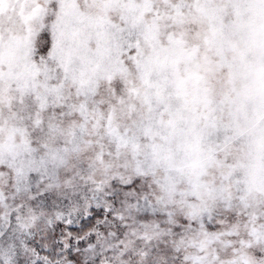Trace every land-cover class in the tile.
Masks as SVG:
<instances>
[{
    "label": "snow or ice",
    "instance_id": "obj_1",
    "mask_svg": "<svg viewBox=\"0 0 264 264\" xmlns=\"http://www.w3.org/2000/svg\"><path fill=\"white\" fill-rule=\"evenodd\" d=\"M0 264H264V0H0Z\"/></svg>",
    "mask_w": 264,
    "mask_h": 264
}]
</instances>
